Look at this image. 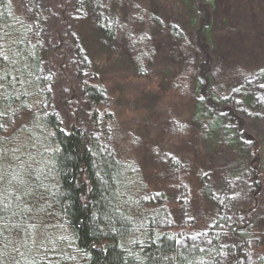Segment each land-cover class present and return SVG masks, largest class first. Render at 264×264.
<instances>
[{"label": "trees", "instance_id": "1", "mask_svg": "<svg viewBox=\"0 0 264 264\" xmlns=\"http://www.w3.org/2000/svg\"><path fill=\"white\" fill-rule=\"evenodd\" d=\"M25 1L0 0V264H8L7 257L9 264H264V208H256L261 190L254 183L264 177V169L251 163L256 150L264 152L255 130L257 123L264 127V102H255V89L245 82L227 94L199 96L197 81L194 127L200 141L240 154L236 165L220 167L212 161L208 169L194 170L200 195L217 211L207 229L183 236L155 225L185 207L186 181L170 185L180 208L146 205L139 212L138 229L135 212L142 202L134 193L139 181L134 164L124 162L113 146L110 112L100 109L106 87L95 72L89 46L79 34L70 35L91 121L68 126L43 88L47 59L61 66L65 56L56 50H63L66 37L60 35L54 47L46 45L49 37L45 41L43 32L49 13L39 9L38 0H28L27 6ZM115 2L61 0L63 22L76 31L79 20L93 19L98 48L105 49L116 37ZM257 81L264 82V71ZM21 117L28 122L11 132ZM244 126L250 131L243 136ZM167 169L173 177L172 164ZM243 181L251 186L249 219L231 212L229 203L230 193ZM225 188L229 195L220 201ZM48 220L50 226L44 229ZM48 228L58 233L49 234ZM142 233L143 240L133 238ZM52 240L54 245L48 246Z\"/></svg>", "mask_w": 264, "mask_h": 264}, {"label": "rangeland", "instance_id": "2", "mask_svg": "<svg viewBox=\"0 0 264 264\" xmlns=\"http://www.w3.org/2000/svg\"><path fill=\"white\" fill-rule=\"evenodd\" d=\"M60 1L36 2L39 9L49 13L43 32L45 41L49 37L46 45L54 47L61 42L60 35L66 37L63 50H56L65 56L61 66L56 64L60 63L57 60L47 59L43 88L50 103L55 105L65 125H90L89 104L80 93L79 58L69 40L75 32L85 38L97 66L94 70L106 87L100 109L110 112L113 146L124 162L134 164L139 181L134 197L142 202L141 209L135 212L137 228L142 227L139 215L144 212L142 207L175 208L178 196L170 185L186 181L189 183L186 196L182 195L185 207L176 205L180 209L156 220L155 225L180 231L183 236L206 230L217 211L200 195L194 170H206L212 161L220 167L236 165L240 154L231 147L212 149L211 141H200L194 127L197 92L199 96H209L207 92L227 94L237 84L246 82L255 89V102H264V82L257 81L259 72L264 71V0H116L113 13L116 37L105 49L98 48L91 28L93 19L79 20L77 26L75 23L76 31L67 28L69 22L66 19L63 22ZM30 3L25 1L26 6ZM176 30L182 33L181 37H177ZM49 72L54 77L48 76ZM198 80L201 90L196 92ZM27 122L26 117H21L11 132ZM257 124L255 130L264 142V127ZM242 130L244 135L250 131L246 126ZM168 163L173 166V177L168 172ZM251 163L264 169L261 148L255 151ZM44 183L48 185L49 180ZM254 183L261 190L256 200V208L259 206L261 210L264 177H256ZM242 184L230 193L229 203L231 212L249 219L246 207L251 186L247 188L245 181ZM228 195L225 188L218 198L224 201ZM194 196L195 201L190 203L189 198ZM261 223L264 226V219ZM46 224L44 229L50 226V221ZM233 229L237 234L238 227ZM57 231L48 228L46 232ZM138 237L143 240L145 234L133 235ZM53 245L54 240L48 242V246ZM8 261L9 257L6 258L9 264Z\"/></svg>", "mask_w": 264, "mask_h": 264}, {"label": "water", "instance_id": "3", "mask_svg": "<svg viewBox=\"0 0 264 264\" xmlns=\"http://www.w3.org/2000/svg\"><path fill=\"white\" fill-rule=\"evenodd\" d=\"M244 133H245V130H242V134L244 136ZM246 135V134H245ZM257 183L259 184L260 183V180L257 181Z\"/></svg>", "mask_w": 264, "mask_h": 264}]
</instances>
